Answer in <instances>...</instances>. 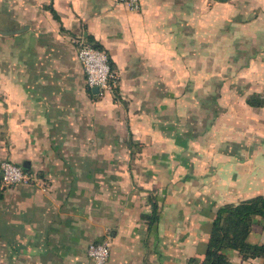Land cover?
Instances as JSON below:
<instances>
[{
	"label": "crops",
	"instance_id": "1",
	"mask_svg": "<svg viewBox=\"0 0 264 264\" xmlns=\"http://www.w3.org/2000/svg\"><path fill=\"white\" fill-rule=\"evenodd\" d=\"M140 1L133 11L114 0H0V165L31 175L2 187L0 168V264H92L88 248L100 241L110 246L106 264H187L203 254L219 207L264 196V105L247 103L264 97L257 80L224 96L206 141L213 153H191L181 161L189 170L163 186L152 171L154 143L135 135V98L166 88L169 65L182 67L184 34L199 31L200 11L199 0ZM77 36L108 53L116 97L88 87ZM137 142L141 153L132 151ZM151 193L159 205L152 227L143 218ZM255 221L251 241L264 243V219Z\"/></svg>",
	"mask_w": 264,
	"mask_h": 264
},
{
	"label": "rangeland",
	"instance_id": "2",
	"mask_svg": "<svg viewBox=\"0 0 264 264\" xmlns=\"http://www.w3.org/2000/svg\"><path fill=\"white\" fill-rule=\"evenodd\" d=\"M194 7L196 10V5ZM199 11V31L184 34L182 67L169 65L166 88L156 85L149 97L144 98L137 92L135 98V135L151 138L154 143L149 147L154 155L151 169L162 176L159 179L162 186L177 169L181 173L189 170L190 164L181 161L190 160L191 153L204 160L208 153L214 152L206 148V141L213 121L222 112L224 96L246 88V84L255 80L264 84V0H199ZM113 73L114 88L101 95H118L119 77L114 70ZM258 95L263 97L261 93ZM220 139L219 133L213 137L210 134L212 143L214 140L218 145ZM144 147L137 142L132 151L141 153ZM219 148L215 147L217 152ZM137 165L143 171L148 163ZM150 195L157 198L154 193Z\"/></svg>",
	"mask_w": 264,
	"mask_h": 264
},
{
	"label": "trees",
	"instance_id": "3",
	"mask_svg": "<svg viewBox=\"0 0 264 264\" xmlns=\"http://www.w3.org/2000/svg\"><path fill=\"white\" fill-rule=\"evenodd\" d=\"M92 43L95 47L103 49L99 43ZM247 103L253 107L263 106L264 97L253 93L247 98ZM149 198L152 210L150 214H144L143 218L152 227L158 219L159 205L155 197ZM256 217L264 219L263 195L219 207L211 223L203 254L189 258L187 264H231V251H237L244 260L264 258V243L252 242L250 238L252 232L259 228Z\"/></svg>",
	"mask_w": 264,
	"mask_h": 264
},
{
	"label": "built area",
	"instance_id": "4",
	"mask_svg": "<svg viewBox=\"0 0 264 264\" xmlns=\"http://www.w3.org/2000/svg\"><path fill=\"white\" fill-rule=\"evenodd\" d=\"M117 4H124L129 9L138 11L140 0H114ZM73 42L77 47V56L86 74V82L90 89L99 88V94L114 88V73L108 53L104 49L95 47L84 36H77ZM1 185L11 187L20 183H27L31 175L17 164L5 160L1 162ZM88 256L92 264H106L110 257V246L105 242H94L88 248Z\"/></svg>",
	"mask_w": 264,
	"mask_h": 264
},
{
	"label": "water",
	"instance_id": "5",
	"mask_svg": "<svg viewBox=\"0 0 264 264\" xmlns=\"http://www.w3.org/2000/svg\"><path fill=\"white\" fill-rule=\"evenodd\" d=\"M0 33H5V31H1V30H0ZM92 90H93L95 93H99V88H98V87H94Z\"/></svg>",
	"mask_w": 264,
	"mask_h": 264
}]
</instances>
